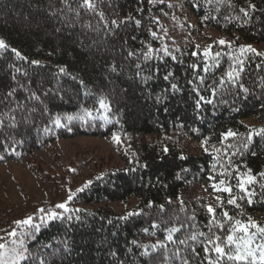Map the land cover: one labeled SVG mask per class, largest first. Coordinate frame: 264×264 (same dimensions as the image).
<instances>
[{"label": "trees", "instance_id": "trees-1", "mask_svg": "<svg viewBox=\"0 0 264 264\" xmlns=\"http://www.w3.org/2000/svg\"><path fill=\"white\" fill-rule=\"evenodd\" d=\"M93 2L0 0V164L69 136L122 145L121 164L92 171L64 218L24 227L20 264H209L207 241L235 220L264 226V135L254 131L264 128V56L239 52L264 53V0ZM229 130L238 135L224 139ZM249 169L245 193L238 175ZM131 198L128 210L110 204Z\"/></svg>", "mask_w": 264, "mask_h": 264}, {"label": "rangeland", "instance_id": "rangeland-1", "mask_svg": "<svg viewBox=\"0 0 264 264\" xmlns=\"http://www.w3.org/2000/svg\"><path fill=\"white\" fill-rule=\"evenodd\" d=\"M0 40L3 39L0 37ZM134 103L133 109L139 113V105ZM117 147L122 148L121 142L109 137L69 136L57 138L25 158L1 163L0 243L7 244L8 249L18 247L12 241L24 240L20 232L25 226H18L15 221L28 216H32L33 221L40 219L44 214L38 209L50 208L60 212L55 205L67 201L69 194L92 171L121 164ZM134 202L135 199L131 198L110 204L116 209L128 210ZM13 229H16L17 236H8Z\"/></svg>", "mask_w": 264, "mask_h": 264}, {"label": "snow or ice", "instance_id": "snow-or-ice-1", "mask_svg": "<svg viewBox=\"0 0 264 264\" xmlns=\"http://www.w3.org/2000/svg\"><path fill=\"white\" fill-rule=\"evenodd\" d=\"M84 6L88 8H95V4L93 0H83ZM250 8H255L256 6L254 4H249ZM241 12H244L245 15H247V10L246 9H241ZM102 15V14H101ZM113 24H116L117 21H112ZM139 23V21H137ZM155 35V34H153ZM220 44H225L227 43L224 40L218 41ZM7 45L3 40H0V49L6 48ZM211 47V46H209ZM15 52V50L13 49ZM150 52L152 51L151 49L149 50ZM165 53L167 52V49H164ZM239 52L241 54H244L246 52L249 53H255L256 55L259 56H264V53L258 52L256 49L252 48L250 45H241L239 48ZM17 56L20 54L17 52ZM131 55V53H130ZM195 55V53H194ZM205 56L209 55L208 49H205L204 52ZM218 56L219 53H216ZM146 58L148 56V53L145 54ZM33 64H38V61H32ZM237 65H242V61L237 59L235 61ZM193 68L196 67V65L192 66ZM207 67V66H206ZM242 70V68L240 69ZM19 71V69H17ZM61 72H64V68L60 69ZM228 78V80H234L239 76V72L234 68L233 70L227 72L225 74ZM171 76V73L166 75L164 77L165 80H168L169 77ZM223 82V78L222 81ZM177 85L172 84V88L175 89ZM241 88H243V85H241ZM245 92L247 89H243ZM213 92H215V89H213ZM9 95H12V92L9 93ZM33 98L38 99V97L33 94ZM205 98L203 96H200L199 100L197 101V107L199 108L200 106V100H204ZM212 101L209 100L208 103H211ZM100 106L101 108L107 109V105L104 103L103 100L100 101ZM67 119L71 120L73 117L69 116ZM57 126L61 125L60 118L57 117L53 121ZM256 135H264V128H261L259 130H254ZM224 139H227L228 137H234L237 136L238 133H235L231 130H229L227 133L222 134ZM253 133L250 132L247 136V140L250 142L252 140ZM114 141L117 140V137H113ZM203 146V145H202ZM244 148L248 147V143H244L243 145ZM207 151V149H205ZM183 158V157H181ZM260 176H264V173H260ZM256 177L251 175V169L248 170L247 173L244 174H239L238 175V187L241 189V191L247 193L248 189L246 188V184H252L255 181ZM225 181L220 180L219 185H224ZM214 189L217 191H224L231 193L232 189L231 187H223L222 189L217 186L213 185ZM77 191H83V189H78ZM74 196V193H70L68 196V200L55 205L56 209H63V212H58L53 209H38L40 213H43L44 215L41 217L42 223H47L49 220H56V219H62L64 218V213L71 211L67 207L68 201L72 200ZM217 200H219V197H217ZM228 204H236V197H232L229 199ZM249 203H251V200H249ZM238 206V205H237ZM208 212L213 214V220L210 221V223L214 222L215 220V215H214V209L211 206H208ZM128 215H134V213H128ZM223 216L228 218L229 220H232L231 217H228V213L224 212ZM68 220H71V216L66 217ZM79 219V217H77ZM15 223L18 226H27L30 230L34 231H39L40 229V224H34L33 223V217L28 216L24 220H19L15 221ZM219 227L223 228L224 226L221 224ZM254 229V231H253ZM171 231H176V229H172ZM29 236L32 235V231L28 233ZM8 236L10 237H16L17 232L16 229H13L10 233H8ZM21 236H23V233H21ZM172 237L169 236L168 239L170 240ZM257 238H260L261 242L256 243ZM2 239V238H0ZM192 239H195V237H192ZM65 243V247L67 246V242ZM135 243V242H134ZM181 243H184L181 241ZM209 245H211L210 248H206V251H211L216 254L215 259H209V264H221V261L226 259L229 262H232V264H264V226H261L257 222L253 221L250 217L248 220V223H242L240 220H235L234 221V226L228 229V235L226 237H221V236H216L214 239H209L207 241ZM13 245H18V247H12L11 249H8V245L4 243H0V264H20V261L27 259V249L23 247L24 245V240L19 239V240H13L12 241ZM7 250V251H5ZM55 254V253H54ZM114 255V253H113ZM40 264H48V262L40 258Z\"/></svg>", "mask_w": 264, "mask_h": 264}]
</instances>
